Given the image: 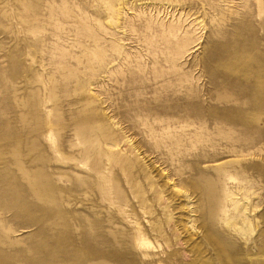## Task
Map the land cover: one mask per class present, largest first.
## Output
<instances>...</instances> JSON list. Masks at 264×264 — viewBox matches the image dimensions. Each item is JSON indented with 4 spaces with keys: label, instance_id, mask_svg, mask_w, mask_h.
I'll return each instance as SVG.
<instances>
[{
    "label": "rangeland",
    "instance_id": "obj_1",
    "mask_svg": "<svg viewBox=\"0 0 264 264\" xmlns=\"http://www.w3.org/2000/svg\"><path fill=\"white\" fill-rule=\"evenodd\" d=\"M0 264H264V0H0Z\"/></svg>",
    "mask_w": 264,
    "mask_h": 264
},
{
    "label": "bare ground",
    "instance_id": "obj_2",
    "mask_svg": "<svg viewBox=\"0 0 264 264\" xmlns=\"http://www.w3.org/2000/svg\"><path fill=\"white\" fill-rule=\"evenodd\" d=\"M51 134H52V132H51Z\"/></svg>",
    "mask_w": 264,
    "mask_h": 264
}]
</instances>
